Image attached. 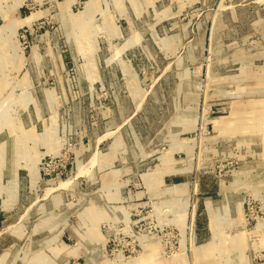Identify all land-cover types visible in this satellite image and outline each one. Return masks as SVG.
I'll use <instances>...</instances> for the list:
<instances>
[{"label": "rangeland", "instance_id": "obj_1", "mask_svg": "<svg viewBox=\"0 0 264 264\" xmlns=\"http://www.w3.org/2000/svg\"><path fill=\"white\" fill-rule=\"evenodd\" d=\"M0 264H264V0H0Z\"/></svg>", "mask_w": 264, "mask_h": 264}]
</instances>
